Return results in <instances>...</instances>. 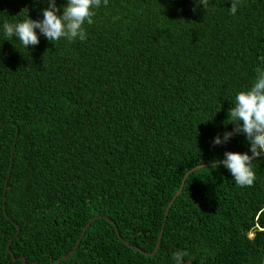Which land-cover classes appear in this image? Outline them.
<instances>
[{"label":"trees","instance_id":"16d2710c","mask_svg":"<svg viewBox=\"0 0 264 264\" xmlns=\"http://www.w3.org/2000/svg\"><path fill=\"white\" fill-rule=\"evenodd\" d=\"M230 6L101 0L86 40L37 29L26 49L3 23L42 19L46 0H0V264H264V158L251 187L212 167L251 155L243 134L212 141L264 67V0Z\"/></svg>","mask_w":264,"mask_h":264},{"label":"clouds","instance_id":"9594fccd","mask_svg":"<svg viewBox=\"0 0 264 264\" xmlns=\"http://www.w3.org/2000/svg\"><path fill=\"white\" fill-rule=\"evenodd\" d=\"M47 7L42 11V19H32L28 15L20 20L3 23V32L7 40L14 37L20 44L29 49L39 44V33L48 41L55 42L66 39L69 42L87 39L85 22L94 23L95 9L101 6V0H66L61 8L57 7L56 0H46ZM205 10H209V0H198ZM107 6L108 0H103ZM239 0H231L229 12L235 16ZM264 65V56L259 57ZM255 77L251 85L245 89L237 90L231 107L227 110V120L233 125L231 131H225L223 137L217 134L213 138V145L227 143L236 134H243L249 144V152H224V158L214 161L212 167L223 165L231 173L235 183L241 187L253 186L256 173L253 161L264 158V67L257 66ZM186 251L177 250L172 254L175 264H183Z\"/></svg>","mask_w":264,"mask_h":264},{"label":"water","instance_id":"95a60500","mask_svg":"<svg viewBox=\"0 0 264 264\" xmlns=\"http://www.w3.org/2000/svg\"><path fill=\"white\" fill-rule=\"evenodd\" d=\"M207 164H208V163H203V164L199 163V164H196V165H194V166H191L190 168H188V169L184 172V174H183V176H182V178H181V180H180V183H179L178 188H177V189L175 190V192L172 194V197H171L170 200L168 201L166 207H164V210H163V218L166 217V213H167L168 207H170V205L172 204L173 200L175 199V197H176L177 194L179 193V191H180V189H181V187H182V184H183L184 178L186 177V175H187L190 171H192L194 168H198V167H200V166H201V167H202V166H206ZM3 193H4V190H3ZM3 210H4V208H3ZM99 216H100V215L91 216V217L88 219V221L85 223V226L83 227V229H82V231H81V233H80V235H79V237H78V239H77L75 245L73 246V248H72V249H71L66 255H64V256L61 258V260H62V259H66V258H67V257H68V256H69V255L75 250V248H76V246H77V244H78V242H79V239H80V237L82 236V234H83V232H84L86 226L88 225V223H89L93 218H95V217H99ZM106 219H107L109 222H111V223L113 224V221H112V220H110V219L107 218V217H106ZM113 226H114V230H115L116 234L118 235L117 227H116L114 224H113ZM162 228H163V222L161 223L160 230H159V233H158V235H157L156 242H155V246H154L153 250L151 251V254L154 253V252L157 250V247H158V245H159V241H160V237H161ZM17 231H18V228H16L15 232L13 233V236L16 235ZM119 238L121 239V237H119ZM10 240H11V238H10L9 241L7 242L6 249H7V251L10 253V256H11V257H14V256H13V253H11V251H10V249H9V243H10ZM142 253H143V252H142ZM143 254H144V253H143ZM14 258H15V257H14ZM18 258H19V259H22L23 261H25L23 256H18ZM59 262H60V260L57 261L56 264H59ZM50 264H51V261H50Z\"/></svg>","mask_w":264,"mask_h":264},{"label":"bare ground","instance_id":"6f19581e","mask_svg":"<svg viewBox=\"0 0 264 264\" xmlns=\"http://www.w3.org/2000/svg\"><path fill=\"white\" fill-rule=\"evenodd\" d=\"M200 168V167H199Z\"/></svg>","mask_w":264,"mask_h":264}]
</instances>
